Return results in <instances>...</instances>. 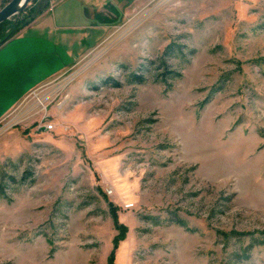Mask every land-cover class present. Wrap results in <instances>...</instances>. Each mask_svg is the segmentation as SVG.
Here are the masks:
<instances>
[{"label":"rangeland","instance_id":"1","mask_svg":"<svg viewBox=\"0 0 264 264\" xmlns=\"http://www.w3.org/2000/svg\"><path fill=\"white\" fill-rule=\"evenodd\" d=\"M122 12L0 123V264H226L264 233V0Z\"/></svg>","mask_w":264,"mask_h":264},{"label":"crops","instance_id":"2","mask_svg":"<svg viewBox=\"0 0 264 264\" xmlns=\"http://www.w3.org/2000/svg\"><path fill=\"white\" fill-rule=\"evenodd\" d=\"M136 1L147 0L42 4L30 23L0 45V123L27 120L32 114L28 97L76 67L120 24L122 10ZM44 95L49 100L50 89Z\"/></svg>","mask_w":264,"mask_h":264},{"label":"trees","instance_id":"3","mask_svg":"<svg viewBox=\"0 0 264 264\" xmlns=\"http://www.w3.org/2000/svg\"><path fill=\"white\" fill-rule=\"evenodd\" d=\"M33 20V18H30L28 21H26L24 24L20 25L19 27H17L16 29H14L13 31H11L7 36H5L4 38H2L0 40V45L2 43H4L5 41H7L8 39H10L14 34H16L22 27H24L25 25H27L28 23H30ZM6 23L3 22L2 24H0V28ZM132 78L130 79L131 81H137L138 78H136L135 76H131ZM261 238H251L250 242L248 243L247 246L241 248L240 252L237 253H233L230 255L228 263L226 264H240V262L242 261H247L249 258V253L250 251L255 247V246H259V245H263L264 244V233L261 232L260 233ZM109 264H112V261H109Z\"/></svg>","mask_w":264,"mask_h":264},{"label":"water","instance_id":"4","mask_svg":"<svg viewBox=\"0 0 264 264\" xmlns=\"http://www.w3.org/2000/svg\"><path fill=\"white\" fill-rule=\"evenodd\" d=\"M31 0H10L0 9V24L21 13Z\"/></svg>","mask_w":264,"mask_h":264},{"label":"built area","instance_id":"5","mask_svg":"<svg viewBox=\"0 0 264 264\" xmlns=\"http://www.w3.org/2000/svg\"><path fill=\"white\" fill-rule=\"evenodd\" d=\"M53 128H54V125H52V124H49V125H46V126H45V130H46V131H52ZM62 129H66V128H65V127H62ZM111 192H112L111 189H109V190L106 191V193H107L108 195H110Z\"/></svg>","mask_w":264,"mask_h":264}]
</instances>
